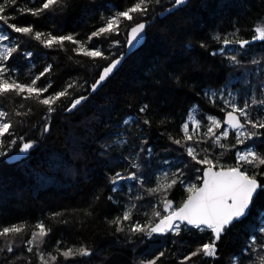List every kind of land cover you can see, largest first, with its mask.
<instances>
[{
  "label": "trees",
  "instance_id": "16d2710c",
  "mask_svg": "<svg viewBox=\"0 0 264 264\" xmlns=\"http://www.w3.org/2000/svg\"><path fill=\"white\" fill-rule=\"evenodd\" d=\"M42 2L16 0L4 13H11L8 24L31 25L35 31L53 35L72 33L77 39L86 40L101 26L102 14H111L110 9L123 10L133 0H66L39 17L20 11L38 8ZM173 4L174 0H161L146 17L132 22L153 20L146 43L96 93H92L91 85L102 68L126 50L127 29L107 40L94 39L89 45L99 46L109 59L92 60L74 53L71 43L66 42L64 49L45 48L29 36L14 33L0 21L2 30L10 37V46L20 45L6 61L7 67L15 70L13 74L28 83L51 65V71L38 81L41 87L52 83L49 93L76 82L69 90L71 97L62 98L51 114L33 100H21L14 95L0 97V110L9 112L7 119L13 123L12 135L5 136L4 147L0 148L5 153L0 155V227L28 225L20 236L7 238L14 239L12 252L6 250L5 238H0V248L5 249L0 251V264H43L40 252L47 258L48 253L57 254V247L64 250L73 246H86L92 255L69 259L58 256L50 264H141L160 252L165 255L157 264H258L260 257H264V233L259 231L262 225L257 218L258 211H264V192L255 198L251 214L222 235L216 258L200 255L184 261L199 245L211 241L210 231L182 230L179 235L168 232L143 237L127 230L131 222H158V217H152L154 207L166 214L160 204L164 194L148 192L156 187L163 172L167 171L171 178L177 168L183 170V185L177 183L167 193L174 208L187 198V185H200L198 178L206 165L188 157L186 146L197 148V159L208 155L217 161V167L236 166L237 153L246 146L264 155V129H253L251 125L248 130L262 135L238 144L235 133L230 132L221 141L228 146L224 149L211 138L189 141L187 145H176L169 139H182L181 125L193 112L201 121V137L207 131L208 116L223 121L225 113L221 109L227 106L218 98L221 94L228 97L231 93L230 98L241 106L245 100L251 103L253 96L264 99V41L244 48L221 43L224 38L252 39L255 29L264 27V0H191L187 6L160 17ZM216 36L221 40L214 39ZM114 40L120 43L112 44ZM221 47L225 48L223 55L219 54ZM28 52L31 57L24 55ZM213 52L218 54L212 55ZM232 55L237 57L238 64L229 60ZM210 90L217 93L215 103L205 95ZM79 96L86 99L71 112L65 111ZM144 104L149 105L148 112L138 113ZM29 108V115H17ZM250 112L253 120L264 118V105L253 104ZM137 115L139 126L126 129L122 121ZM144 119L151 120V124L145 125ZM46 125H50L47 132ZM216 131L219 134L224 128ZM120 134L126 136V144L120 142ZM12 139H16L14 145L9 143ZM23 142H34V147L21 159L12 161L11 158L24 154L19 151ZM125 157L140 167L132 168ZM242 169H247L249 175L255 174L264 185V166L244 165ZM118 170L125 175L137 171L142 174L143 184L125 181L113 192L109 177ZM132 204L136 205L132 221L125 222L124 232H118L109 221L122 216ZM146 212L148 216L144 215ZM52 213L62 215L53 218ZM40 221L51 231L39 250L33 248L28 252L26 242Z\"/></svg>",
  "mask_w": 264,
  "mask_h": 264
},
{
  "label": "snow or ice",
  "instance_id": "6c2138e0",
  "mask_svg": "<svg viewBox=\"0 0 264 264\" xmlns=\"http://www.w3.org/2000/svg\"><path fill=\"white\" fill-rule=\"evenodd\" d=\"M16 3V0H0V21H3L14 33L29 36L39 41L45 48H59L64 49L65 43H71L74 45L73 52L77 55L95 60L109 59L105 56L104 51L99 46L93 44L90 48L89 44L95 40H107L109 37L119 35L122 31L127 29L126 44L129 47H135V44L143 37L144 30L146 28V22L140 20V22L132 23L134 20H138L141 17H146L153 5H159L161 0H133L131 5L125 6L123 10L110 9L111 14L100 17L102 22L101 26L95 31L91 32L87 36L86 40H79L76 38V34L65 35H53L52 32L44 33L35 31L34 27L17 26L16 24H8L10 17L5 15L6 9ZM66 0H43L42 4L38 8L21 9V13L27 12L35 17H39L42 13L50 11L55 7L65 4ZM187 3V0H174V6H181ZM170 11V9H169ZM256 35L253 39L264 41V27H257L255 29ZM10 37L7 32L0 31V97H8L14 95L21 98V100H33L39 105L44 106L47 114L54 113L57 108L56 105L62 100V98H70V89L76 86V82L66 84V86L60 90L49 93V89L53 87L49 82L45 86H38V81L41 80L47 73L51 71V65H48L44 71L31 78L30 82L24 83L13 74L15 70L9 69L6 65V61L12 57L13 53L17 52L20 45L15 44L10 46L5 41H9ZM216 40H221V37H214ZM119 40L112 41V44H119ZM221 43L224 46L231 44H238L241 48L249 45L251 41L247 39L232 40L228 38L222 39ZM204 46L203 44L201 45ZM225 51L224 47L219 49V54L223 55ZM217 52H213L212 55H217ZM26 57H31L32 53L28 52L24 54ZM121 59L111 60L107 67H104L99 75L95 84L91 85V90L94 92L96 88L103 82L121 62ZM229 60L233 64H238L239 61L235 55L229 57ZM256 63V61H253ZM48 93L47 95H44ZM210 97V101L215 103L217 99V93L211 91L205 93ZM221 94L218 98L222 101L223 105H226V109L222 108L221 111L225 113L223 121L214 116H208L207 120L209 124L207 131L201 137L199 131L201 129V121L197 119L195 113L190 114L181 125V132L183 133L182 139H176L169 136L176 145H187L189 141L196 140L199 142L205 138H211L213 143L219 148L224 149L228 147L222 143V139L229 137L230 132L235 133L236 142L238 144H245L246 141L251 140L255 136H260L262 133L259 131L248 130V125H251L253 129H264V118L253 120L251 118L250 109L253 104L264 105V99L257 100L254 96L251 99V103L247 100L244 101L241 106L234 99ZM86 99L85 96H79L71 101L70 107H66L64 110L71 112L79 104ZM23 108V103L20 104ZM149 105L144 104L138 109V113L143 114L148 112ZM32 109L29 108L26 112H17V115H29ZM9 112L0 110V148L4 147L5 136H11L13 130L12 121L8 120ZM48 115L45 116L47 120ZM243 118V119H242ZM139 115L133 117L129 116L122 121L123 126L126 129H131L133 125L139 126ZM145 125H150L151 120L144 119ZM190 123L193 125L190 131ZM224 128V131L217 134V129ZM50 130V125L44 127V131ZM19 139H23L22 137ZM120 142L122 144L127 143L126 136L120 134ZM14 145L16 139L9 141ZM234 146V145H233ZM34 147V142H23L20 148L21 153H27ZM141 151H144L141 148ZM185 152L188 157L196 160L198 164L206 165L202 171V175L198 178L200 186L197 184H189L186 187L187 198L177 208L173 207V202L167 199V193L177 183L183 185V170L177 168L175 172L169 174L167 171L163 172L158 178L156 187L148 189L150 194L163 193L160 198V204H162L166 214L162 215V212L157 207L152 209V217H158V222H153L152 219H148L145 223L131 222L133 218V209L136 207L132 204L122 214L117 216L109 223L116 225L118 232H124L125 222H131L127 225L128 232L132 234H141L143 237H151L153 234H163L168 232H174L179 235L182 230H194L195 232H207L212 233V239L210 242H205L199 245L188 256L184 257V261H189L193 257L203 255L204 257L216 258L218 257L217 243L221 239L222 235L234 224L240 223L251 214V208L254 198L260 192H264V185H262L256 178V175H249L247 169L242 170L244 165H249L254 168L264 166V155L253 148L245 147L241 152L237 153V164L234 167L225 168L220 166L217 169V161L210 159L208 155H205L202 159H197L199 153L196 147L186 146ZM5 154L0 152V155ZM150 154V150H149ZM124 159L130 162V165L134 169H138L140 165L134 161H131L130 157ZM165 163H168L165 161ZM197 171H200L199 169ZM134 181L137 184H143L142 174H138L137 171H130L126 175L123 170L115 171L109 177V183L113 192L119 190L122 187V182ZM140 197H136L139 199ZM111 199V197H109ZM62 213H52L53 218L61 216ZM148 216V213H144ZM257 218L261 222L260 232L264 233V211H258ZM28 228L26 223H17L10 226L0 227V238L6 240V250L8 252L13 251L14 239L8 241L7 238L12 236L13 238L20 236ZM36 231L31 233V238L26 242L27 251L32 252L33 248L39 250V246L44 243V238L50 233L51 229L47 228L43 221L38 222L35 225ZM4 248H0V251H4ZM57 254H47V258L43 252L39 253V259L43 264H50L55 262L58 256H63L65 259L80 256L87 257L92 255V250L86 246L80 247H67L62 250L59 247L56 249ZM165 255L164 252H160L152 259L144 260L141 264H157V261ZM258 264H264V257H260Z\"/></svg>",
  "mask_w": 264,
  "mask_h": 264
},
{
  "label": "water",
  "instance_id": "95a60500",
  "mask_svg": "<svg viewBox=\"0 0 264 264\" xmlns=\"http://www.w3.org/2000/svg\"><path fill=\"white\" fill-rule=\"evenodd\" d=\"M190 1L191 0H187V3L186 4H184V5H181V6H174V4L172 5V6H169L168 8H166L165 10H163L161 13H160V17H164V16H166L167 14H169L170 12H172V11H174V10H177V9H180V8H183V7H185V6H187L189 3H190ZM169 9H170V11H169ZM144 22H146V28H145V30H144V34H143V37L139 40V42L138 43H136L135 44V47H129L127 44H126V50H125V52L124 53H122L120 56H118L117 58H115V59H120L121 57H122V59H121V62L117 65V67L113 70V72L103 81V82H101V84L96 88V90L93 92L92 90V93H96V92H98L100 89H101V87L106 83V81L110 78V77H112V76H114L119 70H120V68L123 66V64L125 63V61L128 59V57L132 54V53H134L136 50H138L139 48H141L145 43H146V41H147V37H148V29H149V26L152 24V22H153V20H143ZM249 41H251V43H253V42H257V41H261V40H256V39H250ZM114 59V60H115ZM108 65H106L105 67H107ZM103 69V68H102ZM102 71V70H101ZM100 74H101V72H100ZM99 78V77H98ZM98 80V79H97ZM96 80V81H97ZM96 83V82H95ZM94 83V84H95ZM243 119V118H242ZM25 156V153L23 154V155H19L18 157H14V158H11V160L12 161H15V160H17V159H21L22 157H24ZM219 167H217V169H218ZM225 168H228V167H225ZM243 170V169H242ZM257 180L262 184V182H261V180L260 179H258L257 178ZM200 186V185H199ZM259 194V193H258ZM257 197V196H256ZM255 197V198H256ZM255 198H254V200H253V203H252V208H251V210L253 209V207H254V201H255ZM235 224V223H234Z\"/></svg>",
  "mask_w": 264,
  "mask_h": 264
},
{
  "label": "rangeland",
  "instance_id": "374dc122",
  "mask_svg": "<svg viewBox=\"0 0 264 264\" xmlns=\"http://www.w3.org/2000/svg\"><path fill=\"white\" fill-rule=\"evenodd\" d=\"M9 16L11 15V13H9L8 14ZM108 15H110V14H108ZM0 31H3L2 30V24H0ZM5 32V31H4ZM4 43H8L9 45H10V43H9V41H5ZM88 47H90L91 48V46L90 45H88ZM6 63V62H5ZM6 65H7V63H6ZM19 80H20V82H24V83H27L24 79H22V78H20L18 75H17V73L16 74H14ZM196 117H197V115H196ZM198 119V118H197ZM192 124L190 123V129L192 128Z\"/></svg>",
  "mask_w": 264,
  "mask_h": 264
},
{
  "label": "bare ground",
  "instance_id": "6f19581e",
  "mask_svg": "<svg viewBox=\"0 0 264 264\" xmlns=\"http://www.w3.org/2000/svg\"><path fill=\"white\" fill-rule=\"evenodd\" d=\"M192 107H193V106H192ZM194 107H195V106H194ZM194 107H193V108H194ZM191 112H192V110L190 111V113H191ZM195 112H197V111H195Z\"/></svg>",
  "mask_w": 264,
  "mask_h": 264
}]
</instances>
